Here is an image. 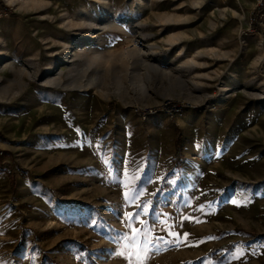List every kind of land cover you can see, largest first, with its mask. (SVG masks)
<instances>
[{"label":"rangeland","instance_id":"1","mask_svg":"<svg viewBox=\"0 0 264 264\" xmlns=\"http://www.w3.org/2000/svg\"><path fill=\"white\" fill-rule=\"evenodd\" d=\"M2 2L0 264H264L257 0Z\"/></svg>","mask_w":264,"mask_h":264},{"label":"snow or ice","instance_id":"2","mask_svg":"<svg viewBox=\"0 0 264 264\" xmlns=\"http://www.w3.org/2000/svg\"><path fill=\"white\" fill-rule=\"evenodd\" d=\"M125 198L128 199V194L125 193ZM128 217H129V228H130V231L134 233V235H132L131 237H127L128 239H130V241L132 242V245L134 248H138L139 246L137 245V240L138 238H140L141 236H144L146 237L147 236V233L143 232V230L141 229H137V228H133L131 227V219L134 216H139V213H135V214H126ZM145 223V227L147 228V223ZM148 243H151V241H148ZM121 255H124L123 253H121ZM137 254H133V256H135ZM133 256H129L127 257V259L129 260V264H143V261L142 260H134L133 259ZM146 259V257L144 258Z\"/></svg>","mask_w":264,"mask_h":264},{"label":"trees","instance_id":"3","mask_svg":"<svg viewBox=\"0 0 264 264\" xmlns=\"http://www.w3.org/2000/svg\"><path fill=\"white\" fill-rule=\"evenodd\" d=\"M1 9L2 10H4V9L5 10H9V7L2 2L0 10ZM257 9L259 10L260 15L264 14V3H263V5L261 7H258ZM179 141H180V137L178 135V138H177V148H178V150H177L176 154H177V156L179 158H181L182 157V151L179 149ZM0 169L7 173V175L10 178L11 184L15 185L16 184V174H15V171L13 170V168L11 167V165L8 164V163H1L0 162Z\"/></svg>","mask_w":264,"mask_h":264},{"label":"built area","instance_id":"4","mask_svg":"<svg viewBox=\"0 0 264 264\" xmlns=\"http://www.w3.org/2000/svg\"><path fill=\"white\" fill-rule=\"evenodd\" d=\"M263 3H264V0H257V7H261L262 5H263ZM263 15V14H262ZM183 109H185V107H175L174 108V112H182L183 111Z\"/></svg>","mask_w":264,"mask_h":264},{"label":"bare ground","instance_id":"5","mask_svg":"<svg viewBox=\"0 0 264 264\" xmlns=\"http://www.w3.org/2000/svg\"><path fill=\"white\" fill-rule=\"evenodd\" d=\"M140 1H141V0H140ZM128 47H129V46H127V48H126V49H123V50H124V51H123L124 53H125V52H128V51H129V52H131V51H132V49H129ZM135 49H136V47H135V48H133V50H135ZM132 53H133V52H132ZM130 54H131V53H130Z\"/></svg>","mask_w":264,"mask_h":264}]
</instances>
